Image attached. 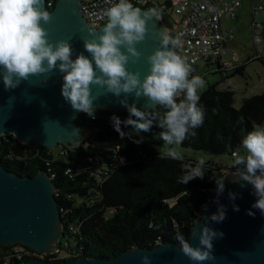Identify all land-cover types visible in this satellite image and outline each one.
Returning a JSON list of instances; mask_svg holds the SVG:
<instances>
[{"label": "trees", "instance_id": "16d2710c", "mask_svg": "<svg viewBox=\"0 0 264 264\" xmlns=\"http://www.w3.org/2000/svg\"><path fill=\"white\" fill-rule=\"evenodd\" d=\"M59 1L47 0L52 3L48 11ZM143 9L153 10L152 7ZM171 14L178 20L175 29L167 21ZM163 19L175 38L181 21L174 10L169 9ZM180 55L184 57L182 48ZM201 62L208 69L204 73H200ZM213 67L223 81L244 75L246 69V65H240L232 75L224 77L221 65H212L203 59L196 64L189 79L200 76L206 80V74ZM218 85L199 91L198 106L204 109L203 124L192 130L195 136L189 134L182 144L174 146L215 156H232L242 148V140L248 133L257 126H264V94L244 99L241 108L236 109L235 93L219 90ZM183 98L181 94L177 103ZM94 111L95 119L83 112L76 118V124L88 135L78 148L61 145L66 152L63 159H55V153L42 145L23 144L11 135L2 139L0 164L21 177L35 178L41 172L56 175L54 182L58 188L62 223L82 225L80 245L85 258L109 260L135 248L152 249L158 243L179 245L177 234L184 235L190 242L217 179H223L227 170L237 171L236 167L228 169L205 163L203 179L196 178L186 185L178 183V178L197 162L174 160L160 153L165 142L159 138L162 129L158 125L166 114L165 107L158 105L147 111L154 117V126L148 132H137L122 123L123 138L115 131L111 118L117 116L123 122L129 117L128 111ZM121 158L123 163L119 162ZM101 166L116 168L108 180L98 186L94 173ZM68 167L79 173L72 178L65 175ZM239 167L243 169L242 165ZM150 223L152 228H149ZM7 249L0 246L1 253ZM44 260L49 262V259Z\"/></svg>", "mask_w": 264, "mask_h": 264}, {"label": "water", "instance_id": "95a60500", "mask_svg": "<svg viewBox=\"0 0 264 264\" xmlns=\"http://www.w3.org/2000/svg\"><path fill=\"white\" fill-rule=\"evenodd\" d=\"M43 2L44 10L48 11L47 0ZM139 9L142 15L150 12ZM48 12L52 14L51 21L40 22L49 33L48 40L69 41L73 60L81 53L91 59L84 40L102 35L107 23L98 29L91 28L83 17L79 0H60ZM155 14L147 22L144 41L135 45L141 53L139 61L133 63L130 59L126 65L129 72L140 73L141 81L150 74L148 57L161 49V32L165 27L161 25L160 16ZM122 51L128 54L126 49ZM59 63L52 72L30 76L10 90L4 86L5 70L0 67V146L3 137L12 135L23 144L37 143L50 150L59 145L80 147L88 134L80 133L81 129L75 122L82 111L74 110L62 96L65 73L59 71ZM97 74L101 75L98 69ZM92 96L94 110L128 111L121 104L125 99L129 105L135 104L142 111L158 106L147 97L137 98L135 93H122L117 97L96 85L92 86ZM236 172L231 171L224 176L222 194H217L218 186L212 190L205 211L196 221L193 229V232L196 229L195 238L192 235L190 238L193 247L200 246L199 237L204 226L224 234L222 238L213 240L212 255L215 259L199 264H264V214L252 208L257 200L255 189L237 177ZM57 190L47 172H41L35 178L21 177L0 164V246L23 244L39 253L51 251L60 240L63 229L61 210L55 196ZM230 192L238 194L234 201L229 198ZM233 204L239 206L238 212L233 210ZM221 205L226 208V219L220 223L211 221L210 217ZM249 211L255 215H248ZM144 256L150 258L151 264H198L185 256L180 246L174 243H158L152 249L135 248L109 260L82 257L48 262L28 259L23 264H142Z\"/></svg>", "mask_w": 264, "mask_h": 264}, {"label": "clouds", "instance_id": "9594fccd", "mask_svg": "<svg viewBox=\"0 0 264 264\" xmlns=\"http://www.w3.org/2000/svg\"><path fill=\"white\" fill-rule=\"evenodd\" d=\"M104 15L108 22L102 30L103 34L84 40L91 59L81 53L73 60L71 43L66 40L50 42L47 38L49 33L40 25L41 21L49 23L52 18V14L44 10L43 0H0V67L5 70V88L14 89L30 76L50 73L57 68L59 61V71L65 73L62 96L74 110L95 119L93 85L105 88L106 92L117 97L122 93H135L137 98L147 97L153 105L167 109L158 125L162 129L158 135L165 146L180 145L189 134L195 136L192 130L200 127L204 121V109L198 106V93L205 87V81L200 76L189 79L193 69L187 58L176 51L182 45L181 37L178 35L174 38L168 29L162 30L161 49L148 57L150 74L141 81L140 73L129 72L126 65L130 59L133 63L139 61L141 53L135 45L144 41L147 22L156 15L155 12L150 10L142 15L141 9L134 7L129 0H119ZM122 49H126L128 54ZM97 69L101 75L97 74ZM181 94L184 98L177 103ZM121 104L127 108L129 117L123 122L117 116L111 119L115 131L122 138L125 136L121 130L122 123L137 132H148L153 128L154 117L147 111L140 110L135 104L129 105L127 99L122 100ZM242 147L246 155L238 150L232 153L234 167L237 169L235 175L254 187L257 200L252 208L264 214V126L248 133L242 140ZM167 156L174 160L183 158L176 147H168ZM204 164L205 161L199 159L195 167H190L178 178V183L186 185L196 178L203 179ZM241 165L242 170L239 167ZM216 183L217 194H222L224 179H217ZM237 196L236 193H229L233 201ZM233 210L238 212L239 206L233 204ZM248 215L254 216L255 213L249 211ZM210 219L216 223L223 222L226 219V208L221 205ZM152 227L150 223L149 228ZM195 234L196 229L192 238H195ZM223 235L222 232L204 226L199 237V247H193L182 234H177L175 238L182 253L199 264L215 259L212 255L213 240ZM142 264H151L150 258L142 257Z\"/></svg>", "mask_w": 264, "mask_h": 264}, {"label": "built area", "instance_id": "2783aa9c", "mask_svg": "<svg viewBox=\"0 0 264 264\" xmlns=\"http://www.w3.org/2000/svg\"><path fill=\"white\" fill-rule=\"evenodd\" d=\"M79 1L83 17L93 29H98L108 22L104 15L105 11L119 2V0ZM263 1L251 0L250 28L253 41L257 45L262 42L260 32L264 29L263 23L258 20L261 13L264 12ZM129 2L138 8L152 7L153 11L161 17H164L169 9L174 10L181 21L177 36L179 35L182 39L183 55L187 58L193 71L196 64L203 59L212 65H221V74L224 77L230 75L240 66L237 52L230 48V43L235 40V33L231 29L223 28L222 19L228 17L231 20H236L243 0L231 2L225 0H129ZM47 7L51 8L52 3L47 2ZM258 58H260L259 54L254 59ZM58 152L55 154V159H63L66 154L65 149H58ZM119 162L123 163L124 159L121 158ZM47 164L49 165V163ZM115 168L114 166L98 167L94 173L96 185L102 186L115 172ZM78 173L79 171H74L70 167L65 171V175L71 178ZM48 175L54 182L56 175L50 173ZM55 196L57 198L58 190L55 192ZM94 202L91 200L92 204ZM110 213L113 214L114 211H110ZM81 226V224L73 223L66 226L63 224L60 240L47 253H39L23 244L8 246L5 252H0V262L1 264H23L28 259H49V262H52L82 258L84 249L80 245L82 241Z\"/></svg>", "mask_w": 264, "mask_h": 264}, {"label": "rangeland", "instance_id": "374dc122", "mask_svg": "<svg viewBox=\"0 0 264 264\" xmlns=\"http://www.w3.org/2000/svg\"><path fill=\"white\" fill-rule=\"evenodd\" d=\"M225 1L231 2L234 0H225ZM250 19H251V2L250 0H244L242 7L240 8V10H238L237 20L232 21L230 19H224L223 26L224 28L230 27L235 31L236 43L242 42L247 49L253 50L255 45L253 43L252 32L250 29ZM258 20L262 22L264 21V12L261 14L260 17H258ZM167 21L169 24L173 26V29L177 27L178 20L174 15L171 14V16L168 18ZM161 25L167 28L169 33L171 34L170 27L167 25V23L164 20H161ZM260 34H261L262 42L257 45V49L262 54V57H264V30H262ZM181 48L182 46L176 49L178 54H181ZM255 54H257V52ZM199 67L201 69L200 73H204L205 70H208L204 62L199 63ZM205 78H206V80H204L205 87L200 91L208 90L210 85L219 84L218 85L219 90H232L235 93L234 106L236 109H240L244 99H248L253 96L264 94V59L249 62L248 65L246 66L244 75H237L226 81H223L220 78V74L216 72L214 67L211 68L210 72L206 74ZM61 147L62 146L59 145V147L51 149V151L57 154L58 149H60ZM168 147H176V150L180 152L183 157L180 160H185V161L193 160L195 162H198L199 159H203L205 163L217 164L222 167H227L228 169L232 168V166L234 165V160L230 155L215 156L202 151L181 148L178 146L161 147L159 149L160 153L164 156H167ZM238 151L242 155H246V150L243 147L238 149ZM229 172L231 171L227 170L226 174Z\"/></svg>", "mask_w": 264, "mask_h": 264}, {"label": "crops", "instance_id": "0c3cea01", "mask_svg": "<svg viewBox=\"0 0 264 264\" xmlns=\"http://www.w3.org/2000/svg\"><path fill=\"white\" fill-rule=\"evenodd\" d=\"M244 1V0H243ZM250 2H251V0H250ZM242 5H243V3H242ZM242 7V6H241ZM240 10V9H239ZM238 18V17H237ZM224 19H229L228 17H224L223 19H222V24H223V21H224ZM231 20V19H230ZM237 20V19H236ZM233 21V20H232ZM260 21V20H259ZM262 22V21H261ZM264 22V21H263ZM264 24V23H263ZM223 28H224V26H223ZM225 30H227V29H231V30H233L232 28H230V27H227V28H224ZM251 29V28H250ZM264 30V29H263ZM234 31V30H233ZM252 32V31H251ZM262 32V31H261ZM234 33H235V31H234ZM235 38H236V36H235ZM252 38H253V34H252ZM253 43H254V41H253ZM255 45V46H254ZM254 49L253 50H250V49H247L246 47H245V45L242 43V42H238V43H236L235 42V40L232 42V43H230V48L232 49V50H235L236 52H237V54H238V60H239V65H248V63L249 62H251V61H255V57L259 54H261L260 52H259V50L257 49V44H255L254 43ZM257 52V54H255ZM239 56H240V58H239ZM242 56V57H241ZM260 59L261 60H263L264 59V57H262V54L260 55ZM260 59H258V60H260ZM230 75H232V73H230Z\"/></svg>", "mask_w": 264, "mask_h": 264}, {"label": "flooded vegetation", "instance_id": "af4514ba", "mask_svg": "<svg viewBox=\"0 0 264 264\" xmlns=\"http://www.w3.org/2000/svg\"><path fill=\"white\" fill-rule=\"evenodd\" d=\"M161 18V20H164L163 19V17H160ZM180 55V54H179ZM80 133H82L84 136H86L83 132H82V130L80 131Z\"/></svg>", "mask_w": 264, "mask_h": 264}]
</instances>
